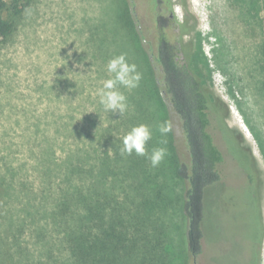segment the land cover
<instances>
[{"label":"rangeland","instance_id":"1","mask_svg":"<svg viewBox=\"0 0 264 264\" xmlns=\"http://www.w3.org/2000/svg\"><path fill=\"white\" fill-rule=\"evenodd\" d=\"M170 2L175 22L186 25L181 41L189 65L209 92V132L223 157L220 180L206 194L205 243L221 242L222 264H241L250 236L245 263L264 264V0ZM150 4L31 0L12 36L0 44L1 172L11 169L34 185L38 158L47 147L54 149L56 160L79 148L89 158L108 152L125 161L123 136L139 124L152 131L148 155L153 148H165L167 135L159 127L169 126L168 110L160 103L152 65L140 52L156 38ZM122 53L136 65L141 80L134 89L119 88L128 108L118 114L104 109L97 91L111 78L108 61ZM169 174L162 178L159 172L156 181L163 183L164 198L171 202L163 218L172 243L170 261L181 264L183 187ZM218 258L203 254L201 264H218Z\"/></svg>","mask_w":264,"mask_h":264},{"label":"trees","instance_id":"2","mask_svg":"<svg viewBox=\"0 0 264 264\" xmlns=\"http://www.w3.org/2000/svg\"><path fill=\"white\" fill-rule=\"evenodd\" d=\"M153 1L156 38L140 52L153 67L160 103L168 110L167 164L152 167L147 156L124 154L123 161L108 152L89 158L79 148L56 160L47 147L38 158L34 185L11 169L0 170V264H171L163 220L171 202L156 181L159 172L162 178L170 173L183 187L179 255L181 264H197L206 193L220 180L223 157L209 132V92L181 41L186 25L161 26ZM30 3L0 0V44L12 36ZM136 37L144 40L140 31Z\"/></svg>","mask_w":264,"mask_h":264},{"label":"clouds","instance_id":"3","mask_svg":"<svg viewBox=\"0 0 264 264\" xmlns=\"http://www.w3.org/2000/svg\"><path fill=\"white\" fill-rule=\"evenodd\" d=\"M106 68L111 78L103 81V86L98 89L97 94L99 96V102L106 111L123 114L127 110L128 104L126 96L119 90V88L124 87L127 89H134L138 87L141 80V74L137 71L136 65L130 64L127 60L126 54L123 53L111 58L108 61ZM169 131L170 127L167 124L159 127V132L162 135L167 134ZM151 139L152 131L149 126L145 124L133 126L123 136L122 154L132 155L135 153L138 156H147L150 160L151 166L157 167L164 159L166 149L163 147H156L153 148L151 154L148 155L146 145Z\"/></svg>","mask_w":264,"mask_h":264},{"label":"flooded vegetation","instance_id":"4","mask_svg":"<svg viewBox=\"0 0 264 264\" xmlns=\"http://www.w3.org/2000/svg\"><path fill=\"white\" fill-rule=\"evenodd\" d=\"M154 4L156 5V8H155V18L157 21H161L162 19L164 20L165 17H167L165 19L166 23H165V27L168 29V28H172L174 27V19H173V14L171 12V2L170 0H155L153 1ZM207 194V193H206ZM206 205H207V196H206ZM205 222H206V210H205V215H204V222H203V226H202V229H203V232H204V238L202 239L201 241V252L200 254L198 255V259H197V264H201V258L203 256V254L205 256H209V257H219L218 258V261L217 263L218 264H222L220 262V260L225 257V253L223 255L220 256V252L222 251V248H221V242L220 241H215V242H212L210 243L209 245H207L205 243V228H204V225H205ZM252 227H253V230H254V226H255V223L253 222L252 223ZM251 237L249 236L247 239H246V243H245V247H244V250H245V253L243 254V256L241 257V260H240V263L241 264H246L245 263V254L247 252V249H248V246L251 245ZM227 242H229V240L227 239ZM229 245H230V242L227 246V250L229 248ZM226 249L224 250V252L226 251ZM210 264V263H209ZM251 264V263H250Z\"/></svg>","mask_w":264,"mask_h":264}]
</instances>
